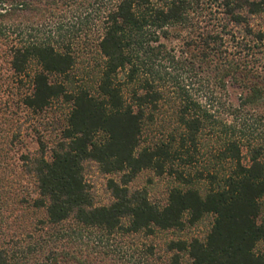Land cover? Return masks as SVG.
Masks as SVG:
<instances>
[{"label":"trees","instance_id":"obj_1","mask_svg":"<svg viewBox=\"0 0 264 264\" xmlns=\"http://www.w3.org/2000/svg\"><path fill=\"white\" fill-rule=\"evenodd\" d=\"M98 2L102 64L94 84H77L70 78L77 41L62 34L54 15L85 2L0 0V70L13 83L14 115L28 120L57 99L70 106L57 140L38 139L36 153L16 157L9 147L17 135L7 139L10 124L1 114L0 264H184L181 252L187 264H264V0ZM185 73L201 80L203 101L187 90ZM165 102L178 130L141 146ZM206 128L216 161L228 168L208 170L210 187L202 192L170 163L184 148L197 150ZM87 161L120 174L107 182V205L94 203ZM144 169L177 173L182 184L165 205L129 187ZM205 214L214 215L205 239L171 240L164 258L152 244L132 253L116 241L182 229Z\"/></svg>","mask_w":264,"mask_h":264},{"label":"rangeland","instance_id":"obj_2","mask_svg":"<svg viewBox=\"0 0 264 264\" xmlns=\"http://www.w3.org/2000/svg\"><path fill=\"white\" fill-rule=\"evenodd\" d=\"M98 1L99 0H83V2H85L84 4L80 3L79 6L75 5L65 8L61 13L57 11L54 15L55 21H58L63 26L62 34L68 36V38L76 39L77 41L74 44L76 62L70 72L72 82L77 84L83 82L94 84L96 72L102 64V57L95 47V40L101 32L99 26L100 22L93 19L94 10L100 7V2ZM86 19L87 21L85 22ZM166 43L168 45H177V40H169L166 41ZM2 65L4 66L5 64L2 63ZM182 76V82L188 85L187 90L189 93L203 101L205 89L201 80L190 73H185ZM12 87L13 83L10 74L3 68L0 70V119L1 114L4 115L10 127L4 129L0 121V131L1 129L6 131L4 135L6 134L7 139L8 137L10 138L11 135H17L14 143L9 147L11 150L10 153H12L14 157L21 153L34 154L38 149V139L44 140L47 144H52L58 139L60 131L66 123V117L70 106L61 99H57L42 114L29 116L28 120H23L24 118H19L18 115H14V110L18 109V107L15 105L11 94V92L15 93ZM171 100L172 96L168 101L170 102ZM164 104L165 105L160 108V111L156 115L155 123L144 129L141 146L163 141L165 140L166 134L178 130L179 126L176 123L175 117L171 115L172 105L167 102ZM215 110V114L218 115V117L226 120L233 119L228 113H221V110L218 109ZM19 126L20 132L16 133ZM211 132L209 128H206L203 135L200 137V144L197 150H195L194 147L184 148L181 150L182 155L170 163L173 169H176L177 173L178 171H182L185 174L190 173L192 185L202 192L210 187L209 181L204 178L208 170H213L215 167H219V165H221L219 168L223 170L228 168L227 164H220V162L216 161L214 155L217 144ZM190 156L192 157L191 164L186 162ZM243 161L247 162L245 152ZM177 173L157 174L154 169H144L141 170L128 185L132 190L146 191L148 198L153 203L163 206L167 203L170 189L173 186H181L182 184L181 181L176 178ZM200 173H203V178L199 176ZM84 178L91 189L95 205H107L113 200L111 192L107 188V182L111 178L119 180L120 174L103 173L96 162L87 161L84 163ZM185 219L187 218L185 217ZM213 220V214H205L194 224H190L186 221L182 229L174 228L160 230L155 228L154 233L151 235L129 234L124 237L118 236L119 238H117L116 241L118 244H122L123 248H130L129 250L132 253L141 252L147 245L152 244L156 253L161 256V258H164L166 257L164 250L169 241L182 240L189 242L194 238L204 240L210 231ZM259 222L264 223V198L261 199ZM263 247V242L258 245L259 249ZM181 255L183 256L184 264L190 263V259L186 253L181 252ZM154 263L164 264V260H157Z\"/></svg>","mask_w":264,"mask_h":264}]
</instances>
